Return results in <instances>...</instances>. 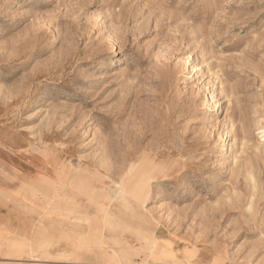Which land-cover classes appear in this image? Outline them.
Wrapping results in <instances>:
<instances>
[{
	"label": "rangeland",
	"instance_id": "rangeland-1",
	"mask_svg": "<svg viewBox=\"0 0 264 264\" xmlns=\"http://www.w3.org/2000/svg\"><path fill=\"white\" fill-rule=\"evenodd\" d=\"M59 249L264 264V0H0V264Z\"/></svg>",
	"mask_w": 264,
	"mask_h": 264
},
{
	"label": "bare ground",
	"instance_id": "bare-ground-1",
	"mask_svg": "<svg viewBox=\"0 0 264 264\" xmlns=\"http://www.w3.org/2000/svg\"><path fill=\"white\" fill-rule=\"evenodd\" d=\"M114 59H115V57H112V60H114ZM115 63H116V61H115ZM212 106L213 107L211 108V112L216 111V110H218L220 108L219 107V103L216 100H215V102L213 103ZM225 135H227L226 140H225L226 141V144L221 146V147H225V148L219 151V153H221L223 155H227L233 149V145H232V139L233 138L230 137L231 136V129H228L227 132L225 133ZM152 178L153 177L148 178L144 182L143 185H147ZM122 191H123L122 193H124L123 195H125V193H127V191L126 192L124 190H122ZM135 193H136V196H135ZM134 196L137 197L136 200H139V197H140L139 190L138 191L137 190L136 191L134 190ZM138 230H140V229H138ZM51 255H52V253L49 252V250L48 251L46 250V253H44L43 255L39 256L38 259H39V261H44V260L49 259L51 257Z\"/></svg>",
	"mask_w": 264,
	"mask_h": 264
},
{
	"label": "crops",
	"instance_id": "crops-1",
	"mask_svg": "<svg viewBox=\"0 0 264 264\" xmlns=\"http://www.w3.org/2000/svg\"><path fill=\"white\" fill-rule=\"evenodd\" d=\"M69 249H70V253H71V248H69ZM49 252L52 253L51 257L47 260H44V261H39L38 257L43 255L44 253H46V250H43L42 252H40L36 256L29 258L26 261H24V260L21 261L19 258H5L4 260L1 261V263H4V264H8V263L30 264L31 262H35L38 264H42V263H48V262L52 261L53 256H55V253H58V254L68 253L66 249H59L56 252H54V251H49Z\"/></svg>",
	"mask_w": 264,
	"mask_h": 264
}]
</instances>
